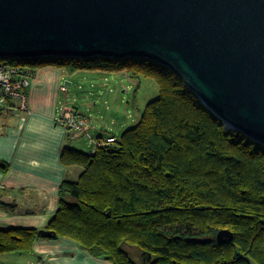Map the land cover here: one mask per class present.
I'll use <instances>...</instances> for the list:
<instances>
[{
  "label": "trees",
  "instance_id": "1",
  "mask_svg": "<svg viewBox=\"0 0 264 264\" xmlns=\"http://www.w3.org/2000/svg\"><path fill=\"white\" fill-rule=\"evenodd\" d=\"M21 69L121 73L153 79L158 96L107 146L60 160L82 169L63 181L46 230L0 229V256L32 255L38 240L68 239L111 264H264V146L228 129L167 68L127 58L9 59ZM229 230L234 240L220 245Z\"/></svg>",
  "mask_w": 264,
  "mask_h": 264
},
{
  "label": "water",
  "instance_id": "2",
  "mask_svg": "<svg viewBox=\"0 0 264 264\" xmlns=\"http://www.w3.org/2000/svg\"><path fill=\"white\" fill-rule=\"evenodd\" d=\"M39 57L152 61L264 146V0H0V59Z\"/></svg>",
  "mask_w": 264,
  "mask_h": 264
},
{
  "label": "crops",
  "instance_id": "3",
  "mask_svg": "<svg viewBox=\"0 0 264 264\" xmlns=\"http://www.w3.org/2000/svg\"><path fill=\"white\" fill-rule=\"evenodd\" d=\"M90 74L78 72L68 76L64 70L52 67L37 69L26 90L29 113L19 111L12 102L9 104L15 107L13 111L0 109V229H46L58 209L60 184L77 181L82 169L63 165L60 157L66 146L80 152L71 142L82 136L60 127L57 119L65 108L84 114L76 103L79 101L87 107L89 102L80 101L74 91L81 89L76 79L79 76L85 79ZM64 85L67 91L61 92ZM72 87L75 88L73 91ZM102 136L98 134L96 138ZM91 151L92 148L81 153ZM31 261L40 264H111L64 238L36 241L32 255L0 256V264Z\"/></svg>",
  "mask_w": 264,
  "mask_h": 264
},
{
  "label": "rangeland",
  "instance_id": "4",
  "mask_svg": "<svg viewBox=\"0 0 264 264\" xmlns=\"http://www.w3.org/2000/svg\"><path fill=\"white\" fill-rule=\"evenodd\" d=\"M9 61V59H0V65L4 64L9 66ZM31 71L34 72L35 70ZM88 73H91L89 77L82 79L83 76H79L77 78L78 80L76 79V83L80 85L81 89H77L74 93L80 101L87 100L89 102L87 107L81 105L79 101L76 104L89 117L90 123L94 127L91 130L93 139L102 141L107 139L109 134L120 135L122 131L130 128L134 123L139 121L145 106L154 100L159 93V87L150 78H141L138 82L137 80L131 79L126 72L110 74L90 71ZM73 89L75 88L72 87L71 90L73 91ZM11 102L18 107V101ZM9 103H7L11 109L9 111H12L15 107ZM17 109L19 110V108ZM70 109L65 108L63 111ZM122 124L124 126H121ZM98 126H102V128L100 129ZM98 134H102L103 136L96 138ZM71 144L80 152H88L90 148L93 149L92 142L86 137L72 141ZM130 254L134 262L141 264L136 250H130Z\"/></svg>",
  "mask_w": 264,
  "mask_h": 264
},
{
  "label": "built area",
  "instance_id": "5",
  "mask_svg": "<svg viewBox=\"0 0 264 264\" xmlns=\"http://www.w3.org/2000/svg\"><path fill=\"white\" fill-rule=\"evenodd\" d=\"M34 72L25 68L10 67L4 64L0 65V108L10 109L9 102L18 101L19 110L29 113L26 90L29 88ZM61 92H66V86L60 88ZM13 111V110H12ZM58 125L65 130L71 131L79 136L86 137L93 144L92 152L96 148L107 147L116 141L115 136H110L105 140L93 139L91 130L93 129L90 119L85 114L71 108L62 111L57 119ZM27 264H40L39 261H31Z\"/></svg>",
  "mask_w": 264,
  "mask_h": 264
}]
</instances>
